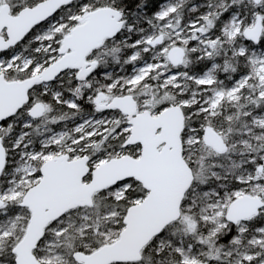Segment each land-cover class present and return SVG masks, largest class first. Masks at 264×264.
Listing matches in <instances>:
<instances>
[{
	"label": "snow or ice",
	"instance_id": "6c2138e0",
	"mask_svg": "<svg viewBox=\"0 0 264 264\" xmlns=\"http://www.w3.org/2000/svg\"><path fill=\"white\" fill-rule=\"evenodd\" d=\"M0 264H264V0H0Z\"/></svg>",
	"mask_w": 264,
	"mask_h": 264
}]
</instances>
